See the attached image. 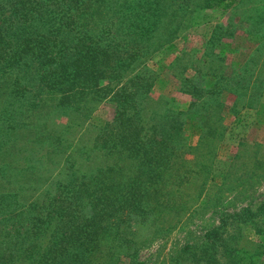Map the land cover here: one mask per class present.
I'll list each match as a JSON object with an SVG mask.
<instances>
[{
    "label": "trees",
    "instance_id": "obj_1",
    "mask_svg": "<svg viewBox=\"0 0 264 264\" xmlns=\"http://www.w3.org/2000/svg\"><path fill=\"white\" fill-rule=\"evenodd\" d=\"M243 1L251 5L238 10L239 22L253 26L250 0H0V264H121L125 250L127 264H146L142 247L191 220L226 178L264 175V154L251 156L242 139L216 160L227 135L221 112L241 125L264 95V19L261 45L229 72L212 58L222 36L213 26L197 72L211 84L189 81L205 115L196 147L179 111L150 97L148 62L199 24L196 15L214 20ZM223 91L235 97L231 106L219 101ZM105 98L116 114L89 145L88 129L75 135ZM212 214L217 224L202 245L161 264H264V239L244 235L264 237V204Z\"/></svg>",
    "mask_w": 264,
    "mask_h": 264
},
{
    "label": "rangeland",
    "instance_id": "obj_2",
    "mask_svg": "<svg viewBox=\"0 0 264 264\" xmlns=\"http://www.w3.org/2000/svg\"><path fill=\"white\" fill-rule=\"evenodd\" d=\"M258 9L256 18L252 21L253 26L240 24L238 14L243 8H247L245 4L251 5L249 2L239 6L235 12L222 15L214 20L202 21L201 14L196 15L199 24L183 31L179 37L173 42L172 49H162L156 57L148 62L149 68L155 73L156 78L153 88L150 91V97L154 100L159 97L165 99L167 108L179 111L180 118L183 122L184 138L189 147H196L200 138L201 122L205 118L204 113L198 107L202 102L201 94L195 91L189 81L196 77L198 86L208 88L211 81L207 82L205 78H200L199 73L206 68V60L203 61L205 52V42L209 40L213 32V26L221 25V29L217 33H221V41L213 48L214 60L219 66L223 65L229 72V69L236 70L234 65L241 67L245 60L249 57L252 48L261 45L262 39L258 35L257 27L261 24L260 20L264 19V0H250ZM201 20V21H200ZM249 31V34L245 33ZM216 33V34H217ZM215 34V35H216ZM219 36V35H218ZM237 45V51H232V47ZM209 51H212V48ZM221 52H223L221 56ZM219 57V58H217ZM196 70V71H195ZM237 73V71H236ZM264 88V87H263ZM186 89H193L195 94H191ZM210 96V94H209ZM219 101L231 106L235 97L227 91L220 94ZM251 109L242 112L240 118L241 125L236 126L235 116L233 117L228 110L221 112L220 121L227 128V135L217 149L216 160L227 161L236 150V143L239 139L250 145V155L255 157L258 154H264V95L251 102ZM116 114L114 103L108 98L103 99L95 105L89 121L83 128H79L76 137H81V131L89 130L86 133V141L89 145L95 142L94 136L96 129L109 125ZM208 115L211 114L207 113ZM62 120L61 122H63ZM236 126V132L234 128ZM80 133V136L77 134ZM190 153V152H189ZM187 153L184 158L187 161L193 160L194 155ZM94 153L92 156H96ZM264 157V156H263ZM252 176L255 179H250ZM240 178L236 175L225 179V185L217 187L213 194L214 199L208 206L202 208V202L192 219L185 221L181 225L170 230L166 235L160 238L151 239L140 250V259L146 264L166 263L169 259L177 256L185 245L200 246L203 244V235L206 230L217 224V218L212 214L214 209L222 208L229 212L238 210L241 207H259L264 204V175L261 172L254 173L247 177ZM222 178L221 181H223ZM220 182V179L218 180ZM220 189V190H219ZM220 198V199H218ZM218 199V200H216ZM216 205V208L213 207ZM247 241L256 242L263 240L264 237L257 236L253 232L248 231L244 234ZM243 246V247H241ZM239 248L244 249V242H241ZM123 252L121 264H127L129 256Z\"/></svg>",
    "mask_w": 264,
    "mask_h": 264
}]
</instances>
